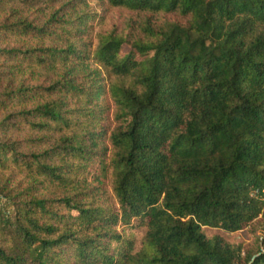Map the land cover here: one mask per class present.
<instances>
[{
	"label": "trees",
	"instance_id": "16d2710c",
	"mask_svg": "<svg viewBox=\"0 0 264 264\" xmlns=\"http://www.w3.org/2000/svg\"><path fill=\"white\" fill-rule=\"evenodd\" d=\"M0 62V264H264V0H0Z\"/></svg>",
	"mask_w": 264,
	"mask_h": 264
},
{
	"label": "rangeland",
	"instance_id": "374dc122",
	"mask_svg": "<svg viewBox=\"0 0 264 264\" xmlns=\"http://www.w3.org/2000/svg\"><path fill=\"white\" fill-rule=\"evenodd\" d=\"M102 10L101 9H99L98 10V12L100 13ZM113 17V18H112ZM110 19H114L115 21H117L118 20V15L117 14H113V16H112ZM110 19L108 18V16H107V21L110 23ZM120 21V20H119ZM8 43V46L9 47H13V46H16V45H19V44H22L21 42H19V41H16V40H14V39H11L9 42H7ZM4 63V62H3ZM2 63L0 62V65H1ZM1 132V131H0ZM24 135V132H21V133H18L17 131H16V127L15 128H13L12 129V132H10V134H9V136H12V138H18V137H21V136H23ZM0 139H3V140H5V139H7L5 136H3V135H1L0 136ZM7 175H5V174H0V186H2V182L4 181V179H5V177H6ZM262 228V229H261ZM263 228H264V222L260 225V230H259V234H262L263 233ZM228 237H230V238H235V239H240V238H242V239H246V233L244 232V231H239V232H235V233H229V234H226Z\"/></svg>",
	"mask_w": 264,
	"mask_h": 264
}]
</instances>
